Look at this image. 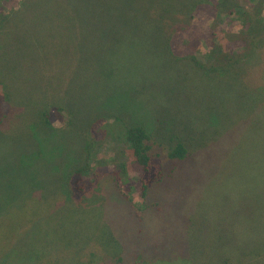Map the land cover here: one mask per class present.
<instances>
[{"label": "rangeland", "instance_id": "1", "mask_svg": "<svg viewBox=\"0 0 264 264\" xmlns=\"http://www.w3.org/2000/svg\"><path fill=\"white\" fill-rule=\"evenodd\" d=\"M53 1L29 0L0 27V79L12 95L0 125V264H35L42 251L46 264L94 251L114 264L138 255L264 264V0H226L250 12L262 1L252 23L260 47L238 76L169 53L157 25L162 0ZM44 93L68 105L70 120L38 123ZM118 114L146 127L176 175L145 204L133 165L130 189L106 175L89 200L68 206L60 181L88 161L94 120ZM178 142L189 152L175 162Z\"/></svg>", "mask_w": 264, "mask_h": 264}, {"label": "trees", "instance_id": "2", "mask_svg": "<svg viewBox=\"0 0 264 264\" xmlns=\"http://www.w3.org/2000/svg\"><path fill=\"white\" fill-rule=\"evenodd\" d=\"M6 1L0 0V27L3 28L8 15L23 12L30 6L29 0H20L18 6L11 4L7 9ZM58 3L53 1L54 5ZM225 4L226 0H162L161 4L157 3V9L161 12L160 17L163 21H159L157 25L164 34L168 35L165 44L169 53L181 59H189L204 69L218 71L219 74L234 69L235 74L232 75L238 76L236 68L246 63L260 47V41L256 38L252 23L261 15L263 8L259 5L262 1L259 5L255 4L253 12L240 5L227 8ZM60 13L61 10L56 9L53 15H60ZM10 96L12 97L7 85L0 79V125L11 114ZM44 98L47 101L40 106L38 118L41 126L51 125L53 119L57 117L63 119L66 117L70 120L68 105L64 103V107L61 104H53V96L50 93H44ZM104 118L109 120L105 121ZM90 130L93 134L87 144L88 161L75 166L64 181L59 183L61 190H64L62 197L64 196L65 199L62 202L68 206L72 203L71 205L76 209L75 203H79L80 206L85 199L89 200L86 197L106 175L118 182L122 191L130 189L129 170L133 165L141 169V196L145 204L151 189L156 184L164 182L166 177L176 175V172L168 173L162 158L154 151L152 136L145 126L132 124L119 114L103 115L94 120ZM188 152L184 143L178 142L172 147L169 157L175 162L182 161L186 159ZM111 153L113 156H109ZM12 228H16V222ZM79 243L83 242L76 241L74 244ZM119 252L121 251H116V253ZM46 253L49 251H42L37 262L34 261L35 264H46V260H43ZM91 255V259L77 263L75 261L71 264H114L113 261H107L106 255L99 251H94ZM170 256L159 257L158 260H163L165 264L174 262L192 264L186 257ZM118 260H122L121 256L117 257ZM138 260L140 261L136 264H159L153 260H144L142 255H138ZM47 264L52 263L49 261Z\"/></svg>", "mask_w": 264, "mask_h": 264}]
</instances>
